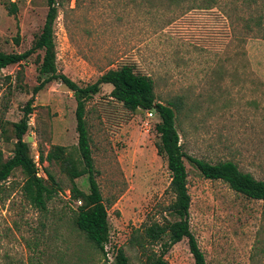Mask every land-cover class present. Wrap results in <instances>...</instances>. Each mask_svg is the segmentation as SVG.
I'll return each mask as SVG.
<instances>
[{
  "label": "rangeland",
  "instance_id": "1",
  "mask_svg": "<svg viewBox=\"0 0 264 264\" xmlns=\"http://www.w3.org/2000/svg\"><path fill=\"white\" fill-rule=\"evenodd\" d=\"M10 14L0 0V51L24 52L41 32L48 0H18ZM56 63L60 72L88 85L109 68L131 64L150 76L158 102L177 104V128L187 155L216 163L233 160L264 180V0H56ZM19 38V42L16 38ZM37 51L0 71V151L13 155L14 123L38 84ZM102 84L86 104L96 177L108 208L106 255L72 225V181L56 162H40L54 175L57 193L46 215L23 197L26 175L13 171L0 194V264L30 254L25 238L41 233L36 264H113L123 249L129 264H143L128 239L149 219L163 221L173 201L171 172L158 153L160 117L130 111ZM24 140L30 153L64 146L79 158L77 101L53 81L37 95ZM191 230L207 264H264V201L209 179L188 160ZM89 192L88 176L74 180ZM8 197V198H7ZM16 233L8 230L15 227ZM14 234V235H13ZM167 264H195L187 238L166 254ZM108 262V263H107Z\"/></svg>",
  "mask_w": 264,
  "mask_h": 264
},
{
  "label": "trees",
  "instance_id": "2",
  "mask_svg": "<svg viewBox=\"0 0 264 264\" xmlns=\"http://www.w3.org/2000/svg\"><path fill=\"white\" fill-rule=\"evenodd\" d=\"M4 3L10 14H17L18 0H4ZM48 5L45 23L41 32L34 39L31 48L24 52L7 53L0 51V71L12 64H22L24 60L39 50L44 52L38 66V84L33 88L32 96L23 107V117L14 123L16 142L13 155L4 161L0 151V194L6 188V182L13 171L21 169L26 175V180L22 186L24 199L40 213L44 215L48 213L49 201L53 199L57 191L47 182L52 181L53 184L57 182L47 167H44L46 178L38 175L39 169L24 136L29 128L30 116L35 109L36 95L50 82L59 81L63 83L73 92L77 101L79 158L71 155L64 146L55 145L46 155L41 153V162L58 163L70 177L72 181L70 199L74 202L82 201V204L76 205V209L70 213L72 225L105 256V245L110 239L109 214L96 177L86 122V104L89 99L100 92L102 84H111L113 85L111 96L121 102L124 107L130 111H136L139 108L153 111L160 117V121L155 125L159 138L156 147L158 153L167 159L168 169L171 172L169 190L174 196L173 201L164 210L169 217H165L163 221L149 219L140 227L134 228L128 239L129 246L139 250L144 259L143 264H167L166 254L169 250L176 243L187 238L195 264H207L198 240L191 230L189 210L192 198L188 187V170L185 159H188L204 177L221 179L236 192L252 199L264 201V180L257 179L251 172L241 170L233 160L212 163L187 155L183 151L176 123L177 104L174 101L158 102L153 79L136 71L133 65L123 64L116 68H109L96 82L85 86L60 72L56 63L54 33V22L58 14L56 0H48ZM16 40L19 42L18 37ZM84 175L88 176L89 192L81 190L74 182L76 178ZM4 200L0 195V201L4 202ZM8 230H13L16 233L20 229L17 226L15 229L10 227ZM41 235V233H37L32 239H24L25 247L30 252L27 257L28 264H36L40 261L42 253V249H40ZM8 258L7 264H25L24 259L16 260L12 256ZM113 264H129L123 249H118Z\"/></svg>",
  "mask_w": 264,
  "mask_h": 264
},
{
  "label": "built area",
  "instance_id": "3",
  "mask_svg": "<svg viewBox=\"0 0 264 264\" xmlns=\"http://www.w3.org/2000/svg\"><path fill=\"white\" fill-rule=\"evenodd\" d=\"M150 116H152L153 115V111H150L149 113H148ZM32 156L34 157V161H35V163H36V166L38 167V169H39V172H38V175H40V176H43L42 174H41V171H40V162H41V155L39 154V153H34V154H32ZM69 197H70V195H69ZM75 204L76 205H81L82 204V201L81 200H77V201H75Z\"/></svg>",
  "mask_w": 264,
  "mask_h": 264
}]
</instances>
